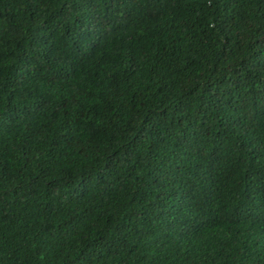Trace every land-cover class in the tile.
<instances>
[{"label": "trees", "instance_id": "16d2710c", "mask_svg": "<svg viewBox=\"0 0 264 264\" xmlns=\"http://www.w3.org/2000/svg\"><path fill=\"white\" fill-rule=\"evenodd\" d=\"M0 264H264V0H0Z\"/></svg>", "mask_w": 264, "mask_h": 264}]
</instances>
